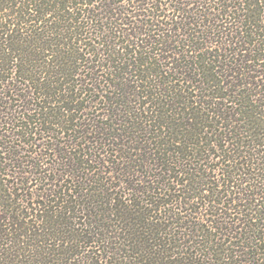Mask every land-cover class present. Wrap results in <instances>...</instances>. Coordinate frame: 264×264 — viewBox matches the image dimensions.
<instances>
[{
	"label": "trees",
	"instance_id": "trees-1",
	"mask_svg": "<svg viewBox=\"0 0 264 264\" xmlns=\"http://www.w3.org/2000/svg\"><path fill=\"white\" fill-rule=\"evenodd\" d=\"M0 264H264V0H0Z\"/></svg>",
	"mask_w": 264,
	"mask_h": 264
}]
</instances>
